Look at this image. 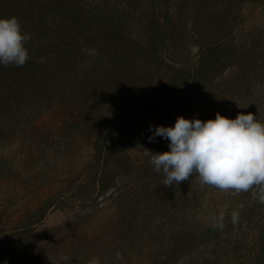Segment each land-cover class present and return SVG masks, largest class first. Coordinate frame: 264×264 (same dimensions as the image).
Listing matches in <instances>:
<instances>
[{"label":"rangeland","instance_id":"374dc122","mask_svg":"<svg viewBox=\"0 0 264 264\" xmlns=\"http://www.w3.org/2000/svg\"><path fill=\"white\" fill-rule=\"evenodd\" d=\"M38 1L59 22L46 21L47 35L23 29L30 60L52 63L41 107L33 93L6 95L25 82L0 66V264H264V194L195 173L165 186L144 152L168 142L135 130L217 112L264 122V0ZM30 6L0 0V16ZM115 129L102 165L97 143ZM234 211L244 221L232 223Z\"/></svg>","mask_w":264,"mask_h":264},{"label":"clouds","instance_id":"9594fccd","mask_svg":"<svg viewBox=\"0 0 264 264\" xmlns=\"http://www.w3.org/2000/svg\"><path fill=\"white\" fill-rule=\"evenodd\" d=\"M30 39L18 18L0 16V66H24L30 59ZM149 131V142L156 137L168 142L166 151L144 152L154 171L165 176L163 185H179L195 173L202 185L224 191L264 190V122L252 112H238L234 118L217 112L203 121L177 116L172 125H149ZM238 219L239 211H234L233 222Z\"/></svg>","mask_w":264,"mask_h":264},{"label":"trees","instance_id":"16d2710c","mask_svg":"<svg viewBox=\"0 0 264 264\" xmlns=\"http://www.w3.org/2000/svg\"><path fill=\"white\" fill-rule=\"evenodd\" d=\"M28 1H29L31 6H30V8H27L26 11H23L25 14H20L21 12H19V9L14 10L11 13L13 14V16L18 18V20L20 21V23L22 25V30L25 28L26 29L29 28L28 25H26V24H32L34 29L39 30V32L43 35H47L48 32H46V30H45V26L47 25V22H46L47 20H48V23H50V25L51 24H59V22L57 21V13H54V12H56V10L52 11L48 6H46V7L42 8V11H39V10H37L38 9L37 4H39L38 0H28ZM10 4H11L10 2L3 4L4 7L7 9V11L13 10V5H10ZM92 10H93V12L96 13V6L92 5ZM51 20L53 22H51ZM42 23H43V25L41 26ZM69 23H71V25H74V23H72V21L68 22V23H64V25H68ZM111 25H112V22H111ZM80 33H81V31H80ZM81 36L82 35H79V37H81ZM210 49H211V47H210ZM216 52H217V49H212V52L210 53V55L211 54L213 55ZM54 54H58L59 58L61 60H65V61L71 60L69 58L68 54L63 50V48H56V51H54ZM51 64L52 63L50 62L49 59H48V61L46 60L45 63L41 62V61H36V60L31 61L29 59V61L26 62V64L22 67H15V66H11V65L7 66L5 71H4L5 72L4 77L7 75L9 76V80H7V81H9L12 84V83H16L15 78H23L25 84L20 82V85L22 84V87L20 88L21 92H19L16 87L11 88V86L9 84V87L7 89L8 92L6 93V95H10L13 100H17V101L24 100V102H30V100H31L30 97H28L26 95H28V93H33V97H35L34 98L35 100H33V102L39 103L41 101L42 97L44 96V93H45V91L43 89L44 88L43 85H44V83L48 82L49 77L52 75ZM57 70H58V73H61V69L60 70L57 69ZM4 91H5V89H3L1 91L0 95H4L3 94ZM40 107H41V102H40ZM121 125H122L121 127H125V128L127 127L126 124H121ZM135 130L140 131L144 135H147L150 133V131H147V130L142 129V128H137ZM1 133H2V121L0 119V134ZM117 133L118 132L115 129L109 133V135L105 139V142H103L102 145H99L97 143L96 148H98L99 146L102 147L101 154L99 157V159L102 160V165H105V158H104L105 153L107 151H109L112 148V146L115 144V138L117 136ZM97 140H99L98 137H97ZM105 174L106 173L103 171V168H101V170L99 171V175H98V184H100L101 187H103V185H104L103 178L105 177ZM250 190H254L255 194H264V190H261L258 187H253ZM221 196H222V194H221ZM203 199H204V197H203ZM203 199L199 198L200 201ZM257 205H259L258 206L259 208L264 207V203H261V204L257 203ZM221 215L224 216L223 213L219 214V215L217 214L215 216V220L211 221L210 225L208 227L210 229L211 235L215 239H218L220 237L221 229H219V228H221V227L217 228V227H214L213 225H215L217 223H221L220 222L221 217H222ZM228 216L230 218V215H228ZM239 216H240L239 222L244 221L241 213L239 214ZM229 220L232 221V223H234L232 220V217ZM261 221H262L263 230H264V218H262ZM237 222H238V220H237ZM31 227H32V225L31 226L29 225V226H24L20 229L30 230ZM164 257L161 256L160 258H158L156 263L161 262V260H163Z\"/></svg>","mask_w":264,"mask_h":264}]
</instances>
